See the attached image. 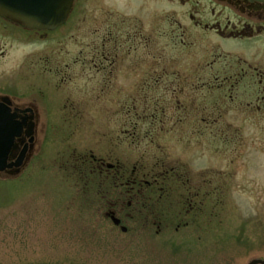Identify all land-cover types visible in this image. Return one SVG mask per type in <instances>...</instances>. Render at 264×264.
<instances>
[{
	"label": "rangeland",
	"instance_id": "obj_1",
	"mask_svg": "<svg viewBox=\"0 0 264 264\" xmlns=\"http://www.w3.org/2000/svg\"><path fill=\"white\" fill-rule=\"evenodd\" d=\"M238 19L216 0H74L54 31L3 22L0 95L38 113L24 169L0 176V264L264 259V110L245 107L258 101L245 84L233 100L219 85L241 56L258 66L249 44L216 32ZM110 60L113 75L99 67ZM93 155L140 177L131 202L150 211L126 233L99 215L118 191L99 187ZM177 165L189 216L185 191L157 175Z\"/></svg>",
	"mask_w": 264,
	"mask_h": 264
},
{
	"label": "flooded vegetation",
	"instance_id": "obj_2",
	"mask_svg": "<svg viewBox=\"0 0 264 264\" xmlns=\"http://www.w3.org/2000/svg\"><path fill=\"white\" fill-rule=\"evenodd\" d=\"M218 3L223 4L229 8H231L234 12H236L241 19H238L236 23L231 22L230 20H226V23L222 26L219 24L216 32L223 38L228 40H232L236 43H245L250 45V50H248V55H251L250 52H254L250 57L253 60L251 62L258 63V66L253 64H249L245 59L241 56L236 60V71L234 73H225L224 76L219 81V85L222 88H226V93L230 100L240 99L236 92L238 86L240 84H245L244 86L248 88L250 91V99L255 98L258 101L264 100V95H258L259 93L264 94V66L259 64L260 61H264V46L258 43L259 37H264V3L250 0H216ZM214 13V10H212ZM192 15V14H191ZM7 19L0 16V29L3 27V22ZM8 21V20H7ZM13 23V22H12ZM15 24V23H13ZM196 25H200L201 23L196 22ZM18 25V24H16ZM5 26V25H4ZM62 26V25H61ZM59 26L58 28H60ZM20 27V26H19ZM22 28V27H21ZM56 28L55 30H57ZM23 30H31L22 28ZM36 31L37 33H46L50 31ZM54 31V30H53ZM42 33V35H43ZM253 44V45H252ZM239 48V47H236ZM257 50V51H256ZM240 51H242L240 49ZM246 51V50H244ZM3 52L0 51V55ZM238 55V54H237ZM47 63V62H46ZM52 64V61H51ZM62 64V63H61ZM83 64V61H81ZM100 68H109L108 73L114 74L115 68L117 65V61L110 60L104 62H99ZM53 65V64H52ZM57 65V64H55ZM67 65H65L66 67ZM96 66V65H94ZM262 66V67H261ZM48 72H52V69H47ZM55 73V70H54ZM61 71L56 72L55 75L60 76ZM218 78V76H217ZM157 79H155L156 81ZM248 91V92H249ZM247 92V93H248ZM10 93V92H9ZM57 94V93H56ZM245 95V94H244ZM2 96H6V100H2ZM13 96L9 94L0 95V103L8 106L9 112L15 115V120L22 124V132L19 136L14 138L13 144L10 146V149L7 153L6 166L2 170H0L1 177L13 176L17 173H20L25 167L27 160L29 158V154L32 149H29V138L27 136L28 125L30 122H34L36 120V115L38 113V107L34 101H29L26 103L17 102L12 98ZM257 103H251L248 101L245 104L251 111L261 112L264 110L261 107L264 106L259 105ZM240 103V102H239ZM35 135V134H34ZM34 141V140H33ZM22 159L19 161L20 156ZM93 162L96 163L95 174L96 177L100 180L99 187L105 191V189H111L110 195L116 193L118 191L117 197H113L112 199H108V201L98 207L99 215L102 220L111 223L114 228L120 229L122 232L126 233L128 230L127 223L136 219L137 214H143L144 211H150L148 208L138 207L136 203H132L131 197H135L136 194H133L134 188L136 184L140 181V177L138 174L130 175L126 179V172L114 171L113 166L105 163V159L102 157H96L93 155L91 157ZM19 161V165H14ZM11 165V166H9ZM185 166L177 165L171 171H161L157 173L159 179L164 182H167V179L171 177V180L174 182L177 190L179 192L185 191L186 199L188 201L189 208L187 210V216H189L190 211H194L196 205L187 194H192V180L188 176V171L185 170ZM15 171H18L15 173ZM100 177V178H99ZM133 177V178H132ZM108 185H107V181ZM141 185V183H139ZM149 185L148 182L145 183ZM195 194V193H193ZM120 195V196H119ZM142 195V194H141ZM122 196L128 198L127 201L122 199ZM102 199H105L102 197ZM124 201V202H123ZM114 220H117L118 223H115ZM147 223V222H146ZM162 225V223H160Z\"/></svg>",
	"mask_w": 264,
	"mask_h": 264
},
{
	"label": "water",
	"instance_id": "obj_3",
	"mask_svg": "<svg viewBox=\"0 0 264 264\" xmlns=\"http://www.w3.org/2000/svg\"><path fill=\"white\" fill-rule=\"evenodd\" d=\"M74 0H0V16L30 29L53 30L63 24ZM264 3V0H250ZM7 98H2L6 100ZM6 106L0 103V170L6 165L7 153L13 139L21 133V123L14 120ZM31 122L27 135H32ZM30 137L29 141H32ZM20 156L19 161L22 159ZM19 161L16 165H19ZM10 166V165H9ZM18 172V171H15ZM118 223L117 220H114ZM248 264H264V259H255Z\"/></svg>",
	"mask_w": 264,
	"mask_h": 264
}]
</instances>
